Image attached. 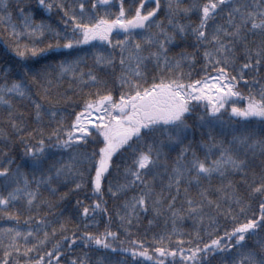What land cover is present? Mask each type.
Segmentation results:
<instances>
[{"label": "snow or ice", "instance_id": "1", "mask_svg": "<svg viewBox=\"0 0 264 264\" xmlns=\"http://www.w3.org/2000/svg\"><path fill=\"white\" fill-rule=\"evenodd\" d=\"M37 4L62 13L63 31L35 23L19 7L22 30L10 25L13 53L22 60L49 51L77 56L0 70V107L15 137L0 129L7 141L0 147V219L16 225L0 228V264H87L70 258L80 245L125 254L116 264H264V0ZM0 13V23L11 21L10 0H0ZM45 33L55 43L37 47ZM189 39L195 51L170 54ZM94 41L107 48L90 53L93 64L85 71L86 55L79 53ZM198 55L203 63L196 78ZM13 72L20 78L10 80ZM65 78L79 101L59 91ZM14 101L27 102L35 127ZM68 102L79 110L66 122L57 105ZM16 139L23 147L20 163L9 155ZM90 143L94 150L81 151ZM114 157L122 160L123 182L113 185ZM106 182L111 198L135 193L116 213L124 240L111 230ZM58 184L68 192H59ZM86 185L95 200H75V228L49 219L55 205L42 198V189L64 201ZM101 214L108 221L104 231H89ZM142 215H151L149 226L163 218L165 231L132 239ZM186 219L194 231L177 227ZM100 264L113 261L105 257Z\"/></svg>", "mask_w": 264, "mask_h": 264}, {"label": "trees", "instance_id": "2", "mask_svg": "<svg viewBox=\"0 0 264 264\" xmlns=\"http://www.w3.org/2000/svg\"><path fill=\"white\" fill-rule=\"evenodd\" d=\"M66 4L73 3V0H64ZM162 5L164 3V0H161ZM149 3L151 4V0H149ZM127 6V2H126ZM19 7H23L25 9V14H31L33 20L35 23H45L52 26L53 29H56L58 31H63V24L61 22L62 20V13H60L57 9H53L51 12H48L47 10L41 8L37 4V0H10V11H11V21H4L0 23V70H2L5 67H12L15 68L18 64L23 63L29 66L33 67H43L45 65H55L60 60H73L76 58L77 54L73 53L72 55H68V50L61 51H49L46 54H42L36 57H29L27 59L22 60L20 57L16 56L12 51V37H11V28L10 25L14 24L17 26V30H22V23L23 20L19 14ZM115 11V9H113ZM4 13H0V15H3ZM161 19L164 17L161 16ZM193 20L196 19L195 16L192 17ZM181 22L186 23V19H181ZM115 35V34H114ZM120 38H123L122 35ZM21 41L23 43H29V40L27 37H21ZM48 43H55V39L53 38L51 33H45V36L43 38H37L36 39V46L37 47H45ZM193 41L189 39L187 43L181 42L180 47H175L171 51V55H176L181 51L187 50L188 52L195 51L194 48L190 47ZM93 47L92 45H85L83 46V50L79 53V55H86V60L84 64L81 65L87 71V66H91L93 64L91 52L95 51H104L107 48V45L102 44L101 42L94 41ZM203 60L202 56H197V64L195 66V69L193 70V75L196 77V73L200 72L201 66H202ZM188 70L187 68L185 69ZM101 76L104 75V73H100ZM19 73L13 72L10 75V80L19 79ZM107 78V77H106ZM198 78V77H196ZM70 79L65 78L60 83V92H66V94L72 98V100L79 101L80 97L73 95L72 89L69 87ZM3 81L0 80V84H2ZM114 87L116 85H113ZM242 92L245 96L248 94V89L245 88L243 85H241ZM88 89L85 88V91ZM35 91V89H33ZM33 99H37L36 96H33ZM39 102L45 104L47 107V102L40 99ZM19 111L25 113V119L29 122L31 127H35L34 124V116L32 114V110L30 107L26 106L27 102L21 103L19 101H14ZM246 100L241 101L237 106H245ZM57 108L63 113V115L67 118L66 122H69L72 117L71 113L76 110L74 104L71 102L68 103H62L60 105H57ZM201 110L202 109H198ZM7 114L3 107H0V129H2L6 134H8L11 138L15 139L14 134L12 133L11 128L6 124ZM225 119H227V116H225ZM47 123V120L45 121ZM191 123V121H189ZM54 126V125H53ZM198 139V137H197ZM5 141L4 137H0V147H4ZM96 146L94 144H89L81 149V151L91 152L94 150ZM5 151H8L7 148H5ZM23 153V147L19 145L18 139H16L15 145H13L12 150L9 152V155L14 156L16 158V162H21V155ZM119 155V154H118ZM173 157L176 155V153L171 154ZM67 157L65 156V159ZM114 160L116 161L117 165H119L118 170L112 171V175L108 177V181H110L113 185L119 182H123V177L121 175V172L123 170V163L121 159H118V157H114ZM239 179V177H237ZM59 189V192H68V187H65L63 184L55 185ZM74 187V186H71ZM135 193L129 192L127 197H123L120 199H114L110 197V194L107 192V182L105 183L104 187V200L107 202L108 207V215L112 216V224H111V230L112 231H119L120 232V239L124 240L125 236L123 233V230L119 228V220L116 216V213L118 211H122V204L124 203L125 199H129L131 195ZM42 198L45 199H51L54 202V207L52 209L53 215L49 217V219L52 220H68L67 223L68 228H75L78 223H80V218L78 214L76 213V209L74 207L75 200L79 199L81 200L85 205H91L95 197L93 196L91 186L86 185L85 188L81 191H79L76 194H70L67 200L60 201L59 195L56 197H52L49 192L43 191L42 189ZM44 211H47V209H44ZM26 218V215L22 217ZM148 219H151V215L143 216L142 215V223L140 224L139 228H132L131 231L134 233L132 239H136L137 236L143 238L145 233H147L148 239H151V237L157 233H161L165 231L166 226L164 223V219L160 218L158 222L154 223L152 226H149L147 221ZM97 220L99 221V225L97 226H91L88 230L93 232H103L104 228L108 225V221L106 216L103 214L97 216ZM14 221H9L7 219H0V228L4 227H15ZM27 226L23 225V223L20 224L21 230H25ZM177 227L181 228L185 232H192L194 231V225L191 220H184L183 222H178ZM167 229H171V224L169 223L167 225ZM83 227L81 225L79 231H83ZM79 234V233H78ZM207 239V237H205ZM79 243V241H78ZM125 247L127 245H124ZM0 256H2V248H0ZM109 257L113 264H116L119 260H122L125 258V254L122 253H111L106 250H95L93 246L84 247L83 245H80L79 247H76L73 252L70 254V258H84L87 260V264H100V262L105 258ZM21 264H23V260H21ZM143 264H151L150 261H144Z\"/></svg>", "mask_w": 264, "mask_h": 264}]
</instances>
